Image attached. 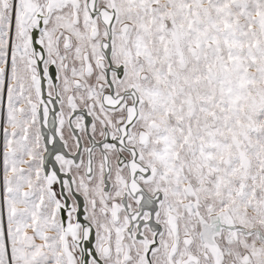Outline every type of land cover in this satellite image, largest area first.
<instances>
[{
	"label": "snow or ice",
	"instance_id": "1",
	"mask_svg": "<svg viewBox=\"0 0 264 264\" xmlns=\"http://www.w3.org/2000/svg\"><path fill=\"white\" fill-rule=\"evenodd\" d=\"M0 264H264V0H0Z\"/></svg>",
	"mask_w": 264,
	"mask_h": 264
}]
</instances>
